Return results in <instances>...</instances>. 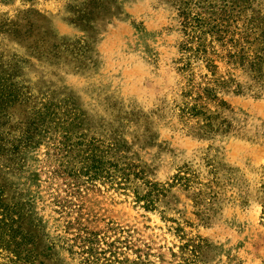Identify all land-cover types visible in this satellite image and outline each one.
I'll use <instances>...</instances> for the list:
<instances>
[{"label":"rangeland","instance_id":"rangeland-1","mask_svg":"<svg viewBox=\"0 0 264 264\" xmlns=\"http://www.w3.org/2000/svg\"><path fill=\"white\" fill-rule=\"evenodd\" d=\"M0 264H264V0H0Z\"/></svg>","mask_w":264,"mask_h":264},{"label":"trees","instance_id":"trees-1","mask_svg":"<svg viewBox=\"0 0 264 264\" xmlns=\"http://www.w3.org/2000/svg\"><path fill=\"white\" fill-rule=\"evenodd\" d=\"M188 25L189 24L186 25L187 26L186 31L188 30ZM185 48H186V50H191L188 47H185ZM187 59H189V58H187ZM187 67H189V63H185L184 67L181 68V70H184ZM191 111L197 112V107H194L193 110H191ZM89 161H90L91 165L87 166L86 169H87V172L92 175L90 178L93 180V179H96L97 176L101 173L103 164L100 163L99 161L95 160L94 158L89 159Z\"/></svg>","mask_w":264,"mask_h":264}]
</instances>
